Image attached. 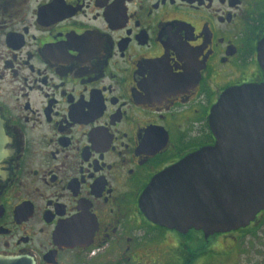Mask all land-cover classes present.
Segmentation results:
<instances>
[{
    "label": "flooded vegetation",
    "instance_id": "flooded-vegetation-1",
    "mask_svg": "<svg viewBox=\"0 0 264 264\" xmlns=\"http://www.w3.org/2000/svg\"><path fill=\"white\" fill-rule=\"evenodd\" d=\"M263 39L264 0H0V258L264 264V209L205 236L139 207Z\"/></svg>",
    "mask_w": 264,
    "mask_h": 264
},
{
    "label": "water",
    "instance_id": "water-1",
    "mask_svg": "<svg viewBox=\"0 0 264 264\" xmlns=\"http://www.w3.org/2000/svg\"><path fill=\"white\" fill-rule=\"evenodd\" d=\"M261 83L225 89L209 114L214 144L163 170L148 183L139 207L157 224L205 236L244 227L264 209V39ZM0 122V158L4 155ZM0 264H33L2 257Z\"/></svg>",
    "mask_w": 264,
    "mask_h": 264
}]
</instances>
